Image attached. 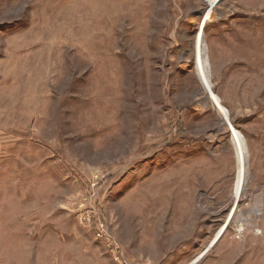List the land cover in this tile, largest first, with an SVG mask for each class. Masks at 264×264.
Masks as SVG:
<instances>
[{
    "label": "rangeland",
    "instance_id": "rangeland-1",
    "mask_svg": "<svg viewBox=\"0 0 264 264\" xmlns=\"http://www.w3.org/2000/svg\"><path fill=\"white\" fill-rule=\"evenodd\" d=\"M206 5L0 0V264H264V0L204 32L236 202L193 64Z\"/></svg>",
    "mask_w": 264,
    "mask_h": 264
},
{
    "label": "bare ground",
    "instance_id": "bare-ground-1",
    "mask_svg": "<svg viewBox=\"0 0 264 264\" xmlns=\"http://www.w3.org/2000/svg\"><path fill=\"white\" fill-rule=\"evenodd\" d=\"M220 1L221 0H206L207 3L206 8H204V12L197 24V31L194 35L193 64L201 89L207 93L209 104L221 116L222 120L227 125V130L230 134L231 142L234 149V155H235V173L233 180V190L231 195L233 201L236 202L240 200V198L242 197L246 188L249 185L248 151L243 135L230 123L227 110L223 107L219 97L212 90V85H213L211 81L212 66L210 65V61H209V55H210L209 53H211L212 56V49L208 50L209 48H207L204 40L205 26L208 22L212 21L214 14L213 11L214 7ZM223 232H224V226H222L219 229L215 238L220 236Z\"/></svg>",
    "mask_w": 264,
    "mask_h": 264
}]
</instances>
